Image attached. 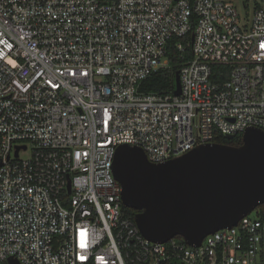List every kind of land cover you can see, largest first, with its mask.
<instances>
[{"label": "built area", "instance_id": "obj_1", "mask_svg": "<svg viewBox=\"0 0 264 264\" xmlns=\"http://www.w3.org/2000/svg\"><path fill=\"white\" fill-rule=\"evenodd\" d=\"M237 1L0 0V264H264V217L155 242L113 172L264 129V0ZM172 49L181 93L141 90Z\"/></svg>", "mask_w": 264, "mask_h": 264}, {"label": "water", "instance_id": "obj_2", "mask_svg": "<svg viewBox=\"0 0 264 264\" xmlns=\"http://www.w3.org/2000/svg\"><path fill=\"white\" fill-rule=\"evenodd\" d=\"M175 93H181L180 71ZM242 140L238 146L200 144L159 163L138 145H119L113 172L141 233L155 242L181 236L200 246L208 234L238 224L264 204V129L249 127ZM7 262L21 264L13 257Z\"/></svg>", "mask_w": 264, "mask_h": 264}, {"label": "trees", "instance_id": "obj_3", "mask_svg": "<svg viewBox=\"0 0 264 264\" xmlns=\"http://www.w3.org/2000/svg\"><path fill=\"white\" fill-rule=\"evenodd\" d=\"M170 67L162 68L157 70L149 78H147L141 85V90L143 91H152V92H165V91H174L177 85V72L180 70L181 65L190 58V53L187 58L182 59L180 52H177L176 49H172L170 52ZM243 133H237L232 135V137H227L226 135L216 131L215 132V141L224 144L230 145H241ZM1 142V136H0ZM257 215L264 217V204L260 205L257 209ZM126 211L130 215H134L136 210L133 208L126 207ZM181 237V236H178ZM3 264H8L4 262ZM168 264H184L179 260L173 259L168 262Z\"/></svg>", "mask_w": 264, "mask_h": 264}, {"label": "rangeland", "instance_id": "obj_4", "mask_svg": "<svg viewBox=\"0 0 264 264\" xmlns=\"http://www.w3.org/2000/svg\"><path fill=\"white\" fill-rule=\"evenodd\" d=\"M236 2H237V4H238L240 10H242L241 3L238 2L237 0H236ZM22 156H24V157L29 156V152H27V153H23ZM252 215H253V216H256V215H257V210H255V211L252 213Z\"/></svg>", "mask_w": 264, "mask_h": 264}]
</instances>
